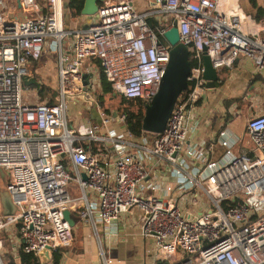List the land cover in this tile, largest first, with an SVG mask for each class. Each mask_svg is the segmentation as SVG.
I'll use <instances>...</instances> for the list:
<instances>
[{"label": "built area", "instance_id": "2783aa9c", "mask_svg": "<svg viewBox=\"0 0 264 264\" xmlns=\"http://www.w3.org/2000/svg\"><path fill=\"white\" fill-rule=\"evenodd\" d=\"M232 1L153 0L140 13L133 0H103L93 26L71 32L64 0H17L22 19L0 0V169L8 174L12 209L3 215L0 185V264H9L3 258L9 231L21 254L38 264L46 248L54 254L71 247L66 210L92 229L99 261L113 264L105 241L118 236L116 222L135 207L160 264H264V113L248 119L249 151L234 154L239 140L228 129L217 139L227 149L217 161L210 149L187 141L200 124L204 56L217 70L244 56L264 73V25ZM155 17L162 27L153 30L148 20ZM174 27L190 53L189 89L151 146L112 132L114 121L125 124L124 115H103L98 128L68 124L69 96L98 91L86 60L100 62L113 94L150 103L170 60L164 33ZM53 50L62 93L51 103L35 102L23 80L32 76L30 64Z\"/></svg>", "mask_w": 264, "mask_h": 264}, {"label": "crops", "instance_id": "0c3cea01", "mask_svg": "<svg viewBox=\"0 0 264 264\" xmlns=\"http://www.w3.org/2000/svg\"><path fill=\"white\" fill-rule=\"evenodd\" d=\"M6 1V6L10 12L19 19L23 18V13L18 7L17 0ZM67 4V1H64ZM135 9L140 13L149 12L153 8V0H133ZM258 7V6H257ZM259 11L263 10L258 8ZM66 10V9H65ZM264 11V10H263ZM66 15L68 11L66 10ZM154 19V18H153ZM155 20L160 22L159 17ZM96 22L95 19L80 16L71 19L66 25L71 32L87 30ZM264 25V14L259 21ZM85 70H90L98 77L99 66L94 62L85 61ZM218 80L221 81L220 86L209 88L208 86L202 91V97L198 104L195 119L199 121V126L195 133H190L188 137V146L195 149H210L209 157L211 160L217 161L221 159L226 148L218 142L219 134L224 129H228L234 137L238 138V142L232 148L234 154L241 151H249L252 149L250 139L246 135V121L244 118L253 117L257 114L264 113V73H257L255 64L248 58L241 56L237 59L234 67L231 69L221 68L218 70ZM250 102L245 110L239 109V101ZM243 102V103H244ZM252 103V104H251ZM254 111L255 114L250 116ZM97 120V118H96ZM98 125L85 127L98 128ZM73 127H79L73 126ZM123 127V126H122ZM112 132L118 137H127V132L120 128H114ZM152 136V135H150ZM134 142L153 144L154 138L144 136ZM165 179V178H164ZM166 180L173 181L172 177L166 176ZM76 191V187L73 186ZM142 210L135 207L128 212L123 213L116 222L118 236L105 241L107 256L112 259L113 264H160L154 242L144 239L140 233L142 225ZM80 221V228H83L74 238V243L69 248L60 250V264H103L99 261L98 250L99 243L92 235V229L86 223L83 226ZM15 236V235H14ZM76 236V235H75ZM10 248L4 250L5 256L12 259L9 264H21V249L18 248L14 241L10 242ZM51 264H54L51 262Z\"/></svg>", "mask_w": 264, "mask_h": 264}, {"label": "rangeland", "instance_id": "374dc122", "mask_svg": "<svg viewBox=\"0 0 264 264\" xmlns=\"http://www.w3.org/2000/svg\"><path fill=\"white\" fill-rule=\"evenodd\" d=\"M5 1V0H4ZM9 1V6L11 5V0ZM67 1L68 0H64ZM257 6L254 4L252 0H237L239 2L240 6L242 7L245 14L251 18H257L259 14V7L264 10V0H255ZM6 3V1H5ZM72 18L68 15L64 18V25H66ZM93 20L95 18H92ZM97 19V17H96ZM258 23H261L258 21ZM67 26V25H66ZM70 41V37H68L64 41V45H66ZM58 53H54V50L52 52H48L45 54L42 58L37 60V63L35 65L30 64V72L32 74H35L39 76V79L47 88L46 91V97L45 100H50L54 94H57V98L62 93V88L60 85V79H59V71H60V65H59V57ZM86 62H93L90 60H86ZM100 77L98 74V77L96 76V84L97 89L100 88ZM31 91L30 96H32L33 101H43L41 97L39 96V93L36 90H28ZM95 92L90 91L88 94H83L81 96H69L66 100V104L68 105V124L73 126H95L98 125L99 121L100 123L103 120V115H106L107 117H112L113 115H117L118 117H121L122 114L126 110V105L122 103V99L119 95L114 96L112 94L106 95L103 99L100 98V95H94ZM102 101V102H101ZM239 109L245 110L250 102H244L239 101ZM244 102V103H243ZM103 104V105H102ZM252 104V103H251ZM136 110L137 108H133ZM256 111H254L250 116H253ZM244 118L246 123L249 121V117ZM97 118V120H96ZM87 124V125H84ZM102 125V123H101ZM120 121H114L112 125L113 132L116 131L114 128L122 127ZM151 134H148L149 137ZM248 137V136H247ZM7 179L8 174L3 170L0 169V185H1V197H2V204L4 205L3 209V215H8L11 210L9 209V193H8V185H7ZM82 224V222H81ZM85 226V224H82ZM80 224H78L75 228H73V236L74 238L78 236L79 232L83 230V228L78 227ZM87 227V226H85ZM76 235V236H75ZM14 238V232L9 231L7 234H5V244L6 248H10L11 244L10 242L13 241ZM4 261H7L8 263L12 261V259L9 257H6L3 255Z\"/></svg>", "mask_w": 264, "mask_h": 264}, {"label": "water", "instance_id": "95a60500", "mask_svg": "<svg viewBox=\"0 0 264 264\" xmlns=\"http://www.w3.org/2000/svg\"><path fill=\"white\" fill-rule=\"evenodd\" d=\"M103 0H84V8L81 16L90 19L97 17ZM65 9H68V3L64 4ZM164 38L167 43L172 46L170 52V60L167 69L161 80V86L156 96L147 104L143 117V130L148 134L157 135L163 133L168 125V120L172 115L177 99L182 93L189 89L188 77L191 73L190 53L188 47L180 42L179 30L177 27L164 33ZM204 79L208 82L209 88H215L218 82V70L212 65L208 56H204ZM86 86L89 84L90 76L84 74ZM116 96L113 94V97ZM9 209L12 213L11 204ZM65 220L70 223L72 228L80 224V218L70 210L64 212ZM38 259L42 264H51L53 253L49 248L43 250Z\"/></svg>", "mask_w": 264, "mask_h": 264}, {"label": "trees", "instance_id": "16d2710c", "mask_svg": "<svg viewBox=\"0 0 264 264\" xmlns=\"http://www.w3.org/2000/svg\"><path fill=\"white\" fill-rule=\"evenodd\" d=\"M252 1L257 6L256 1L255 0H252ZM83 4H84V0H68L69 7L67 11L69 13V16L72 19H75V17L81 16V12L84 8ZM263 14H264V11L260 10L256 20L260 21L261 17H263ZM148 23L153 30L159 27H162L161 23L155 20V18L149 19ZM160 39L161 41H164L162 36H160ZM93 62L95 64H98L99 70H100L99 71L100 88L98 89L97 93H95V96L98 94L100 95V98L103 99L106 95H109V94L113 95L112 87L106 80V76L102 70V65L97 59L94 60ZM36 63L37 62H32V65H35ZM23 84L26 86L27 89L36 90L39 93V96L43 100L40 102L51 103L55 98H57V94H54V96L50 100H45L47 88L44 85H42L38 74L37 75L32 74L31 77L24 78ZM121 99H122V103H124L127 106L125 112L122 114L125 116V121H124L125 124L123 125L124 130L128 134L133 136V138L136 140L144 136H148V133L144 132L143 130V122H142L148 102L142 99L133 100V99H126L124 97H121ZM133 108H137V109L134 110ZM59 254H60V250L53 254L52 263L60 264L61 256ZM20 263L21 264H38L36 257H34L33 255L25 254L23 252L21 254Z\"/></svg>", "mask_w": 264, "mask_h": 264}, {"label": "bare ground", "instance_id": "6f19581e", "mask_svg": "<svg viewBox=\"0 0 264 264\" xmlns=\"http://www.w3.org/2000/svg\"><path fill=\"white\" fill-rule=\"evenodd\" d=\"M232 2H235V3H236V1H235V0H233Z\"/></svg>", "mask_w": 264, "mask_h": 264}, {"label": "flooded vegetation", "instance_id": "af4514ba", "mask_svg": "<svg viewBox=\"0 0 264 264\" xmlns=\"http://www.w3.org/2000/svg\"><path fill=\"white\" fill-rule=\"evenodd\" d=\"M249 118H251V117H249Z\"/></svg>", "mask_w": 264, "mask_h": 264}]
</instances>
